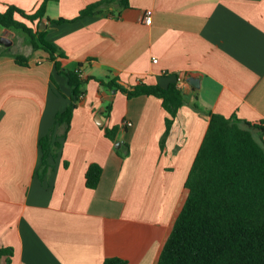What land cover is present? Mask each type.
<instances>
[{
  "label": "crops",
  "instance_id": "crops-1",
  "mask_svg": "<svg viewBox=\"0 0 264 264\" xmlns=\"http://www.w3.org/2000/svg\"><path fill=\"white\" fill-rule=\"evenodd\" d=\"M41 2L0 0V12L32 14ZM146 12L151 25L142 21ZM59 19L68 22L52 23ZM39 31L61 51V70L82 72L86 84L69 131L56 130L60 147L42 175L40 141L71 104L72 89L48 53L0 28L12 42L0 44V249H11L10 264H157L211 115L244 128L264 124V0H59L48 3ZM102 80L126 89L176 83L185 103L165 140L170 115L161 99H128ZM113 128L115 141L105 135ZM254 136L264 146L258 130ZM91 164L103 170L95 190L86 186Z\"/></svg>",
  "mask_w": 264,
  "mask_h": 264
},
{
  "label": "trees",
  "instance_id": "trees-1",
  "mask_svg": "<svg viewBox=\"0 0 264 264\" xmlns=\"http://www.w3.org/2000/svg\"><path fill=\"white\" fill-rule=\"evenodd\" d=\"M42 0L40 7L27 14L9 6L0 12V27L20 31L34 51L43 50L56 62L58 71L68 78L72 89L71 104L56 115L51 132L40 141L42 152L41 173L52 169L50 161L56 158L60 145L58 127L69 131L74 110L84 93L86 81L76 71H62L57 56L61 51L46 40V31H39V24L46 17L49 2ZM109 1L91 5L80 12L78 19L91 16ZM19 16L24 21L16 18ZM36 26V30L29 26ZM68 22L63 19L54 24ZM18 65L28 66V58L16 55ZM106 90H118L128 99L154 96L162 100L170 117L166 119L164 140L169 134L179 109L184 105V95L176 83L162 86L139 85L126 89L115 80L100 81ZM112 105L106 106L109 115ZM246 127L221 115L212 114L209 126L191 171L185 183L188 196L178 215L157 264H264V146L255 138L258 130L264 136V124ZM117 129H106L105 135L116 140ZM129 150L124 153L126 156ZM102 167L89 165L86 186L95 190L102 177ZM11 249H0V264H10ZM6 258L5 263L1 260ZM104 264H128L113 258Z\"/></svg>",
  "mask_w": 264,
  "mask_h": 264
},
{
  "label": "water",
  "instance_id": "water-1",
  "mask_svg": "<svg viewBox=\"0 0 264 264\" xmlns=\"http://www.w3.org/2000/svg\"><path fill=\"white\" fill-rule=\"evenodd\" d=\"M0 44L1 45H7V46H10L12 44V42L10 41L9 39V34L8 33H3V35L0 37ZM191 84L194 86V87H198L199 86V80L198 79H189ZM116 147H120V143L117 144Z\"/></svg>",
  "mask_w": 264,
  "mask_h": 264
},
{
  "label": "built area",
  "instance_id": "built-area-1",
  "mask_svg": "<svg viewBox=\"0 0 264 264\" xmlns=\"http://www.w3.org/2000/svg\"><path fill=\"white\" fill-rule=\"evenodd\" d=\"M142 21H143V23L145 24V25H151V23H152V17H151V14H150V12H146L145 14H144V16H143V18H142ZM154 62L156 63L157 62V60L156 59H154ZM81 77H83V74H82V72H80V71H76ZM126 127H132L133 126V123L132 122H126Z\"/></svg>",
  "mask_w": 264,
  "mask_h": 264
},
{
  "label": "rangeland",
  "instance_id": "rangeland-1",
  "mask_svg": "<svg viewBox=\"0 0 264 264\" xmlns=\"http://www.w3.org/2000/svg\"><path fill=\"white\" fill-rule=\"evenodd\" d=\"M43 27H44V26H43ZM0 28H1V27H0ZM14 33L16 34V37H17L16 42H18V41L20 40V38H22V39L25 38V35H24L22 32H20V31H14ZM23 45H24V46H23ZM27 46H28V45H25V44L23 43L22 46L19 48V50H20V51L22 50V52H23V51L27 50Z\"/></svg>",
  "mask_w": 264,
  "mask_h": 264
}]
</instances>
